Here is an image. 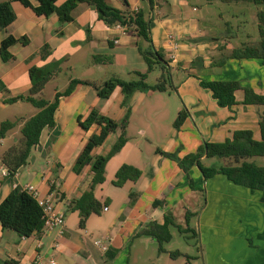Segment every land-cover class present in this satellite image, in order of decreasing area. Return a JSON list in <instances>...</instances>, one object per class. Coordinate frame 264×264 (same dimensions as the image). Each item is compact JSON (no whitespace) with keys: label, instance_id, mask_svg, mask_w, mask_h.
I'll return each instance as SVG.
<instances>
[{"label":"crops","instance_id":"0c3cea01","mask_svg":"<svg viewBox=\"0 0 264 264\" xmlns=\"http://www.w3.org/2000/svg\"><path fill=\"white\" fill-rule=\"evenodd\" d=\"M28 1L29 7L12 2L16 19L0 32V48L8 37L27 40L25 45L18 43L10 48V61L4 62L0 54V123H17L1 138L0 145L6 138H14L9 148L16 146L22 140L24 123L38 113L26 101H11L29 94L31 68L61 62L59 72L41 94L48 101L64 92L72 80L91 85H78L70 97L60 99L55 126L43 131L28 163L13 178H0V204L15 190V184L19 188L32 185L42 196L51 194L56 208L66 216L62 233L43 229L20 238L0 224V264H27L39 254L45 264L51 260L56 264H131L133 260L141 264H264V189L252 191L235 185L222 174L205 179L196 166L185 171L178 162L158 152L173 153L180 159L197 156L205 165L209 143H223L237 131H250L255 141L261 140L259 122L264 106L245 104V92L239 90L233 107H221L212 92L201 86L202 80L237 81L264 97V65L259 59L230 57L232 51L249 41L243 42L231 32L226 36L215 24L208 10L217 2L157 0L149 13L150 35L154 47L169 61L172 88L167 92L138 91L128 109L123 107L119 87L109 99L100 98L95 87L111 78L136 80L135 72L147 71L134 28L106 25L96 8L86 3L74 10L73 21L61 24L57 14H36L39 0ZM66 1L57 0L56 5ZM104 1L120 11L148 7V0ZM171 35L177 42L176 50L169 44ZM250 36L245 33L246 40ZM103 56L112 61H95V57ZM157 71L156 81L162 74ZM93 110L117 123L129 116L125 130L128 141L107 163L105 182L95 191L96 199L101 203L108 200V205L80 228L78 212L68 208L89 189L93 172L91 165L80 174H75L73 167L89 138L100 133V127L83 130L78 117L85 120ZM183 110L186 119L175 128ZM122 132L118 129L110 134L93 150V157L107 155ZM9 148L0 152V162ZM259 159L250 161L264 166ZM125 164L138 168L141 177L115 187L116 173ZM167 218L175 227H171L172 240L160 253L157 239L143 233L164 225ZM176 234L186 242L175 249ZM191 237L198 239L200 247L190 242ZM99 241L101 244H96ZM196 248L198 255L194 254ZM171 253L178 256L173 258Z\"/></svg>","mask_w":264,"mask_h":264},{"label":"trees","instance_id":"16d2710c","mask_svg":"<svg viewBox=\"0 0 264 264\" xmlns=\"http://www.w3.org/2000/svg\"><path fill=\"white\" fill-rule=\"evenodd\" d=\"M21 2L29 7L28 0H9L0 3V32L11 25L16 15L12 8V2ZM126 2V0H124ZM207 3L220 2L224 4L250 3L257 8V20L259 41L256 43H244L240 48L232 51L230 57L233 59H259L264 65V0H205ZM86 3L94 6L99 14V18L108 26L121 25L127 30L134 28L137 36V48L143 56L147 71L145 73L135 72L137 79L125 81L119 78H111L101 87H95L98 96L102 99H109L116 88H120L124 96L123 107H127L134 93L140 92H167L172 88L171 70L169 61L166 60L162 51L157 50L152 42L150 35L149 13L158 3L157 0H148V7L137 12L131 10L120 11L110 7L104 0H67L62 6H57V0H39V6L35 8L38 16H50L57 14L60 23L65 24L73 21V12L79 4ZM25 38L16 39L6 38L0 48L1 58L4 62L10 61L13 57L9 52L10 48L18 43L26 44ZM97 63L111 62L110 57H95ZM61 62H55L44 67H33L30 69L31 89L27 96L11 100H19L32 104L38 113L27 120L22 129V140L9 148L2 156L0 166L5 165L12 177L20 168L25 166L35 149L40 144L43 131L46 128L55 126V113L59 107L62 97H70L78 85H91L88 81L72 80L64 92H58L53 101H48L41 96L48 82L59 72ZM160 69L162 74L157 82L151 85L148 82L149 75L155 70ZM203 88L209 89L219 106L231 108L236 104L235 93L239 90L245 92V104L264 106V97L256 94L252 89L243 87L237 81H201ZM129 109V108H128ZM186 111H181L174 123L175 128H180L186 119ZM129 116L117 123L113 119L93 110L89 116L83 120L78 117V123L83 130L88 131L93 125L100 127V133L91 136L77 158L73 172L80 174L83 169L91 165L93 172L92 182L89 189L78 199L70 202L69 211L78 212L80 228H85L87 220L92 215H101L104 207L108 205V200L101 203L95 197L96 189L105 182L106 165L109 160L118 154L128 139L126 127ZM17 125L16 122L5 121L0 126V138H5L9 131ZM261 140L255 141L250 131H237L233 138L223 143H209L206 145L207 158H218L225 161L222 167H206L201 164L199 157L187 156L180 159L176 154L163 153L158 151L166 158L178 162L179 166L185 171L196 166L203 174L205 179H209L217 174L226 176L235 185L243 186L252 191L264 189V166H259L253 158H264V112L260 114ZM122 129V135L115 142L110 152L105 156L93 157V150L105 143L110 134ZM141 171L130 165H122L116 173L113 185L121 188L128 181H137L141 177ZM54 190V185L52 186ZM0 224L3 230H13L20 238H28L44 229L43 212L35 199L21 189H15L9 197L0 204ZM171 227L174 223L167 218L162 226H155L152 230L145 231L143 234L154 236L159 244V252H165L164 245L172 240ZM109 253V251H107ZM116 255L112 256V258ZM177 257L178 253H171ZM190 264V262L188 263Z\"/></svg>","mask_w":264,"mask_h":264},{"label":"rangeland","instance_id":"374dc122","mask_svg":"<svg viewBox=\"0 0 264 264\" xmlns=\"http://www.w3.org/2000/svg\"><path fill=\"white\" fill-rule=\"evenodd\" d=\"M240 7V9L237 10V8ZM215 22L216 25H219L223 28V32L225 35L227 32H231L233 36H237V38L243 42L252 43L253 40H259V34H257V8L253 4L250 3H232V4H224L217 2V5L210 8L208 10ZM243 13L242 15H240ZM234 14H236L234 16ZM232 27V28H230ZM252 34L253 36H250L249 39L246 40L245 33ZM227 34L226 36H228ZM251 40V41H250ZM246 44V43H245ZM159 72L156 70L150 75L149 82L151 84L156 83V76ZM49 92V90H48ZM48 94V93H47ZM44 98V97H43ZM1 125V123H0ZM166 127H162V129H166ZM134 134H138V130H132ZM151 132V131H148ZM21 135V133H20ZM19 135V136H20ZM14 142V138H6V140L3 142L2 145H0V152L9 148V146H12ZM260 161H264V158L259 159ZM203 165V163H201ZM208 167H222L223 161L218 158H208L206 162L204 163ZM258 164H262V162H258ZM204 165V166H205ZM191 235V234H189ZM194 242L196 247H200V244L198 242V239L195 237L190 238V242ZM185 240L182 236L177 235L175 236V239L173 241L174 248H180L185 244ZM197 248L195 249L194 254L198 255L196 252ZM179 261H183L182 258H180ZM131 264H141L138 260H133ZM149 264V263H148Z\"/></svg>","mask_w":264,"mask_h":264},{"label":"built area","instance_id":"2783aa9c","mask_svg":"<svg viewBox=\"0 0 264 264\" xmlns=\"http://www.w3.org/2000/svg\"><path fill=\"white\" fill-rule=\"evenodd\" d=\"M137 12V11H136ZM115 27L118 28H124L121 25H117ZM169 44L171 45V48L173 50H176L177 48V42L175 40L174 36H169ZM2 142V139L0 138V143ZM0 178L2 179H9L13 178L10 174L9 169L5 165L0 166ZM15 189H21L22 191L29 194L33 199L36 200L39 207L42 209L43 212V220H44V229L48 232H52L54 230H59L60 233H62L65 222H66V216L64 212L59 211L54 203V197L51 194H48L46 196H42L40 191H38L35 187L32 185H26L23 187H18L16 184L14 185ZM96 244H101V242H96ZM106 249V248H104ZM27 264H45V259L42 255H37L36 259L32 262H29ZM49 264H56L54 260H51Z\"/></svg>","mask_w":264,"mask_h":264}]
</instances>
